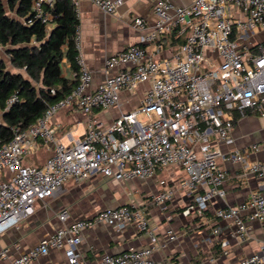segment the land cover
<instances>
[{"label": "built area", "instance_id": "obj_1", "mask_svg": "<svg viewBox=\"0 0 264 264\" xmlns=\"http://www.w3.org/2000/svg\"><path fill=\"white\" fill-rule=\"evenodd\" d=\"M90 1L109 15H116L124 4L123 0ZM73 2L78 15V3ZM152 2L157 21L141 38L142 43L153 45L152 52L132 45L108 57V77L93 87V75L79 54L78 28L77 87L26 129L12 128L13 139L0 147V235L32 216L38 201L54 196L70 182L83 184L95 175L120 182L148 180L172 167L183 169L185 178L180 187L194 195V207L203 215L213 201L226 198L228 175L219 165V160L226 159L242 165V179L251 176L260 185L246 205L220 209L217 218L234 222L239 243L249 239L248 222L258 221L264 226V162L249 158L252 150H258L257 145L251 150L235 148L228 154L215 146L220 142L235 144L237 118H245L250 112L264 117V41L243 46L258 31H264V0H194L189 6L179 5L177 0ZM52 3L32 2L33 18L46 27L52 21L46 7ZM134 25L138 30L146 29L142 18L135 19ZM177 29L189 30L185 42L170 58H157L164 51L163 38ZM114 69L117 71L112 73ZM144 84L149 87L137 108L122 111L109 125L97 118V111L120 109L122 92L135 91ZM51 92L55 94V90ZM18 100L13 95L6 110ZM65 109L80 112L87 119L84 136L76 139L69 132L68 144L57 139L58 127L53 123ZM42 149L51 155L41 166L25 163L27 156ZM160 184L163 190L141 206L106 208L88 220L70 224L69 211L62 210L58 219L63 226L10 264H31L52 250H63L66 264H81L83 232L95 223L118 230L132 225L151 238L148 247L105 254L96 264H159L153 258L157 239L148 208L165 205L177 190L165 180ZM248 208L252 212L244 218L242 211ZM167 236L172 242L181 238L173 229ZM222 246L229 244L223 241ZM9 252L0 248V260L7 259ZM237 264H264V240L259 251Z\"/></svg>", "mask_w": 264, "mask_h": 264}, {"label": "crops", "instance_id": "obj_2", "mask_svg": "<svg viewBox=\"0 0 264 264\" xmlns=\"http://www.w3.org/2000/svg\"><path fill=\"white\" fill-rule=\"evenodd\" d=\"M8 10V0H2ZM80 20L79 33L81 37L80 56L85 61L93 75V87L103 83L108 74L105 61L132 45H142L151 52L153 45L141 41L143 35L154 27L157 17L152 0H123L124 4L116 15L102 12L90 0H76ZM194 0H177L182 6H189ZM15 17V14L9 13ZM137 18L145 20L146 29L138 30L134 21ZM50 23L47 29L51 31ZM189 30L177 29L173 34L163 38L164 51L157 58H170L173 51L182 45ZM264 41V31H258L249 42L243 46L252 47ZM7 47L0 45V58L5 61L7 68L17 70L10 63ZM64 77L74 79L71 64L66 58L61 63ZM114 69L112 73L116 72ZM149 84L140 86L137 90L121 93V106L110 110L97 111V118L104 124H111L119 114L137 108ZM264 117L250 112L245 118H237L234 127V145L216 143L224 153L235 148H249L257 145V151H251V161L264 162ZM86 117L71 109L60 111L54 118L57 125L56 137L68 144L67 134L72 132L76 139L85 133ZM51 155V151H41L27 156L25 163L41 166ZM220 167L226 171L228 178L224 184L227 192L224 200L213 201L209 208L200 215L194 207V195L185 192L180 182L185 178L182 168L172 167L158 171L155 177L148 180H137L134 191L126 188V181H115L101 175H95L83 184L70 182L54 196L38 201L35 213L17 227H13L0 235V248L10 249L9 257L1 259L0 264H10L15 258L36 247L40 241L53 235L63 226L58 219L62 210L70 213L69 224L88 220L106 208H116L123 205L141 206L143 202L161 192L160 181L165 180L169 185H176L173 198L165 205H152L148 208L150 225L155 231L157 248L153 258L159 264H237L242 259L260 250L264 240V226L258 221L248 222L249 239L244 243L236 240V225L231 220L219 219L216 212L228 207H242L249 201L250 194L256 190L260 182L248 176L242 179V165L230 160H219ZM134 181V180H133ZM129 182V181H128ZM194 207V208H192ZM191 209L190 213H186ZM251 209L242 211L247 218ZM173 229L181 234L178 241H170L167 231ZM215 230L219 233L215 234ZM227 241L229 246L223 247ZM151 245V238L146 233H140L132 225L123 230L106 223H95L83 232V240L79 247L82 255L81 264H96L105 255H117L131 249H140ZM31 264H66L63 250H52L48 256L42 257Z\"/></svg>", "mask_w": 264, "mask_h": 264}, {"label": "trees", "instance_id": "obj_3", "mask_svg": "<svg viewBox=\"0 0 264 264\" xmlns=\"http://www.w3.org/2000/svg\"><path fill=\"white\" fill-rule=\"evenodd\" d=\"M33 1L8 0L7 10L0 0V45L8 48L10 63L17 70H9L0 58V147L13 139L12 128L26 129L78 85L75 37L80 20L73 0H53L47 5L54 26L51 31L33 18ZM64 58L76 74L74 79L62 74ZM13 95L19 100L6 110Z\"/></svg>", "mask_w": 264, "mask_h": 264}, {"label": "rangeland", "instance_id": "obj_4", "mask_svg": "<svg viewBox=\"0 0 264 264\" xmlns=\"http://www.w3.org/2000/svg\"><path fill=\"white\" fill-rule=\"evenodd\" d=\"M263 120H261V122H263ZM138 185V181L134 180V181H127V183L125 184L126 188L129 189L130 191H134L136 186Z\"/></svg>", "mask_w": 264, "mask_h": 264}]
</instances>
